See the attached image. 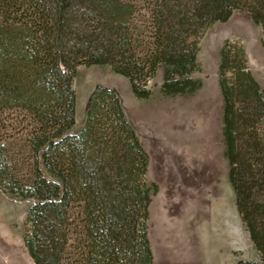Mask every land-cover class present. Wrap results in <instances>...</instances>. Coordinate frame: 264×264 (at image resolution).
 Segmentation results:
<instances>
[{"label": "trees", "instance_id": "obj_1", "mask_svg": "<svg viewBox=\"0 0 264 264\" xmlns=\"http://www.w3.org/2000/svg\"><path fill=\"white\" fill-rule=\"evenodd\" d=\"M141 2L137 18L131 0H0V111L28 114L36 158L22 181L0 141V189L32 199L22 233L32 264H153L149 204L159 185L148 154L110 87L91 89L84 125L70 130L78 65H109L142 100L161 67L158 94L171 99L201 87L196 37L233 10L260 26L264 47V0ZM217 76L228 180L259 256L236 264H264V86L235 40H223Z\"/></svg>", "mask_w": 264, "mask_h": 264}, {"label": "rangeland", "instance_id": "obj_2", "mask_svg": "<svg viewBox=\"0 0 264 264\" xmlns=\"http://www.w3.org/2000/svg\"><path fill=\"white\" fill-rule=\"evenodd\" d=\"M135 16L142 14L141 0ZM201 87L191 96L161 98V67L147 81L149 99H137L126 77L107 64L78 65L75 91V132L84 125L86 101L97 85L112 88L148 154V176L159 185L149 204L148 237L153 264H236L258 261L234 202L228 180L221 133L222 99L218 87L219 48L224 39L241 44L253 78L264 86L261 28L249 15L233 10L198 34ZM229 75V73H227ZM31 118L21 109L0 111V141L6 165L22 181L32 177ZM32 199L0 189V264H32L22 242L25 213Z\"/></svg>", "mask_w": 264, "mask_h": 264}]
</instances>
